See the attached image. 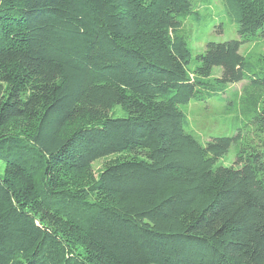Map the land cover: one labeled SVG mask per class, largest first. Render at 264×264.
I'll use <instances>...</instances> for the list:
<instances>
[{
	"label": "trees",
	"instance_id": "16d2710c",
	"mask_svg": "<svg viewBox=\"0 0 264 264\" xmlns=\"http://www.w3.org/2000/svg\"><path fill=\"white\" fill-rule=\"evenodd\" d=\"M222 1L241 39L195 61L194 0H0V264H264V0ZM243 80L227 166L181 105Z\"/></svg>",
	"mask_w": 264,
	"mask_h": 264
},
{
	"label": "rangeland",
	"instance_id": "374dc122",
	"mask_svg": "<svg viewBox=\"0 0 264 264\" xmlns=\"http://www.w3.org/2000/svg\"><path fill=\"white\" fill-rule=\"evenodd\" d=\"M187 39L193 50L195 61L197 55L204 52L209 41H225L241 39L239 24L232 20L222 0H194L193 13L185 21ZM264 51V35L253 36L242 43L241 52L252 60L257 59ZM222 68L211 65L206 71L207 77L220 76ZM247 80L230 83L224 91H220L205 100H191L182 104L181 108L188 116L186 129L195 134L202 143L219 136L237 137L228 153L219 160V164L237 165L238 152L242 146L253 144L257 140L255 124L243 115L239 103L234 102L235 93L242 92ZM117 115L123 114L120 106L115 108ZM103 160L94 163L98 169ZM4 164L2 163L3 171Z\"/></svg>",
	"mask_w": 264,
	"mask_h": 264
}]
</instances>
